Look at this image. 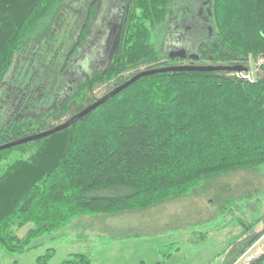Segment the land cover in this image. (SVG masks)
Here are the masks:
<instances>
[{"label": "trees", "instance_id": "1", "mask_svg": "<svg viewBox=\"0 0 264 264\" xmlns=\"http://www.w3.org/2000/svg\"><path fill=\"white\" fill-rule=\"evenodd\" d=\"M66 2L0 0V146L62 124L99 99L98 87L106 95L140 72L187 65L171 60L158 40L180 0H127L111 61L63 96L64 65L97 10L92 4L79 22ZM210 11L214 35L197 47L193 64L243 66L248 74L145 76L67 129L0 151V164L14 152L20 156L0 168V250L22 254L79 219L145 211L231 175L246 182L219 200L221 214L253 219H240L242 241L250 238L244 252L264 235L254 184L264 176V0H214ZM46 51L57 71L50 98L47 90L28 89L35 64H47ZM250 62L261 63L245 79ZM165 247L170 258L171 245ZM54 253L47 249L37 264H48ZM61 264H92V258L74 253ZM249 264H264V253Z\"/></svg>", "mask_w": 264, "mask_h": 264}, {"label": "rangeland", "instance_id": "2", "mask_svg": "<svg viewBox=\"0 0 264 264\" xmlns=\"http://www.w3.org/2000/svg\"><path fill=\"white\" fill-rule=\"evenodd\" d=\"M114 1L112 0L111 6H114ZM66 4H69L70 9L79 15V22L85 21L86 18L83 20L82 18L89 6L93 4L97 10H100L101 6L100 0H67ZM65 7L68 8V6ZM102 12L99 14L101 24L103 22L105 24L107 23L105 17L108 13L103 15L104 10ZM177 14L175 10L173 19L159 32V48L165 54L173 49L170 46L174 42L194 52L197 44L205 39V30L202 31L203 28L201 29V24L197 19L196 7L183 3L180 5L179 18H176ZM97 16L98 11L95 17ZM98 25L99 22L92 27L90 25L87 37L79 50L64 65L65 81L69 87L67 89L66 85H63V90L66 89L63 96H67L88 76L104 70L109 63L108 51L104 53L101 49V53L98 52V47L102 48V44L99 37L93 33ZM71 32L72 38L76 37V31ZM41 55L44 57L42 61L47 64L40 62V64L38 62L35 64V72L29 78L28 89L31 91L41 90V88L47 90L48 98H50L55 88L57 71L49 63L51 58L49 51ZM260 63L250 62L248 77H254ZM105 92L104 87H98L94 91V96L100 98ZM59 100L61 97L57 96L56 102ZM48 104L43 106L35 116L40 117ZM19 157V153H12L6 161L0 164V168L4 169L6 165ZM245 182L246 179L239 175L222 177L203 184L195 195L176 198L145 211L79 219L62 232L45 237L40 246L28 252L8 254L0 250V264H37V258L49 248L54 249L55 253L48 264H61L74 253L88 255L92 258V264H226V257L232 247L243 240L241 239L243 222L240 219L246 222L247 218L241 216L239 212L221 214L219 209L221 201L219 200L225 199L228 194L232 195L234 188L239 186L243 188ZM258 183L261 191L258 196L256 194L255 199L259 198V213L262 214L264 213V176L259 177L257 182L254 180V184ZM234 204L228 203L226 206L236 211ZM252 221L253 219L247 220L249 223ZM27 229L28 227L20 230L18 234L22 236ZM81 233L87 236H77ZM169 244L171 248L167 251L171 249L173 254L170 258H164L165 248H167L165 246ZM176 248L177 251H174ZM262 252H264V235L245 252L243 250L235 256L230 264H249Z\"/></svg>", "mask_w": 264, "mask_h": 264}, {"label": "flooded vegetation", "instance_id": "3", "mask_svg": "<svg viewBox=\"0 0 264 264\" xmlns=\"http://www.w3.org/2000/svg\"><path fill=\"white\" fill-rule=\"evenodd\" d=\"M111 2H112V0H100V5H101L100 10L99 9L96 10V11H98V16L97 17L94 16L93 20H92L93 23L91 22L92 24H90L92 27V26H94V24H96V22H99V25L95 28V30H93V33L96 34L97 37H99L98 39H100L99 41L102 44V46H101L102 48L98 47V49H99L98 52L101 53V49H102V52H104V53H106L108 51V53H107L108 57L107 58H109V62L111 61V59L114 55V51L116 48L115 45L118 42L120 29H121V26H122V23L124 20V12H125L127 0H115L113 2L114 6H111L112 5ZM180 2H181V4L188 3L192 7L197 8V19H198L199 23L201 24V29L203 28L202 31L205 30V32H204V38L205 39L202 42L200 41L197 44V47H198L201 43L210 40L214 35L213 34V28L211 25V11H210L214 0H180ZM103 10H104L103 15L108 13V16L105 17V19L107 20V23H105V24H104V22L101 24V19H100L101 15H99V14L103 13L102 12ZM179 10H177L178 14L176 15V18H179ZM170 47H172L173 49L170 50L167 53V55L169 56L170 54H177V53L183 52V54L185 56V59L181 60L183 63H186V64L194 63L195 60L198 58L197 47H196L194 52L192 50H188V48L186 46H182V45L178 46L175 42L171 43ZM190 56H193L195 58V60L189 59ZM249 239L250 238H247L245 240L246 242H244V241L239 242L236 245V247L237 246L241 247L242 243L246 244L249 241ZM245 244H244V247H245ZM234 247H232L229 254L234 249ZM236 252H238V251H236ZM263 253L264 252H262V254ZM232 259L233 258L230 257V259L226 263L230 262Z\"/></svg>", "mask_w": 264, "mask_h": 264}, {"label": "water", "instance_id": "4", "mask_svg": "<svg viewBox=\"0 0 264 264\" xmlns=\"http://www.w3.org/2000/svg\"><path fill=\"white\" fill-rule=\"evenodd\" d=\"M116 45H115V47H116ZM169 58L171 60H173V59L184 60L185 56H184L183 52H180L177 54H170ZM189 59L195 60V58L193 56H190ZM182 71H189V72H235L238 74H242V73H247L248 69L243 67V66L194 65L193 63H190L187 65L181 64L178 66H169V67L159 68V69H155V70L143 71V72L138 73L134 77L130 78L128 81H126L122 85L114 88L112 91H110L109 93H107L103 97L99 98L96 102H94L90 106L86 107L84 110H82L78 114L72 116L71 118H69L68 120L63 122L62 124L57 125L51 129L47 130V131L42 132V133L35 134L32 136L25 137L23 139L11 142L9 144L2 145V146H0V151L11 149L13 147L20 146L23 144H27L29 142H33L35 140H39V139L51 136L55 133H58L60 131L67 129L72 124L76 123L78 120L83 118L85 115H87V114L91 113L92 111H94L95 109H97L99 106L104 104L106 101L113 98L115 95H117L118 93H120L121 91H123L124 89H126L127 87H129L131 84H133L135 81H137L138 79H140L142 77L150 76V75H154V74H158V73L182 72ZM244 242H246V241H244ZM244 244L245 243H242L241 247L235 246L234 249L231 251V253L227 255L225 262H227L230 259V257L234 258L238 254H240L241 251L243 250ZM236 251H238V252H236Z\"/></svg>", "mask_w": 264, "mask_h": 264}, {"label": "built area", "instance_id": "5", "mask_svg": "<svg viewBox=\"0 0 264 264\" xmlns=\"http://www.w3.org/2000/svg\"><path fill=\"white\" fill-rule=\"evenodd\" d=\"M243 78L249 79V77H248V76H245V77H243Z\"/></svg>", "mask_w": 264, "mask_h": 264}]
</instances>
